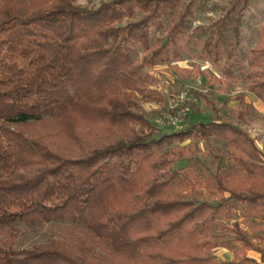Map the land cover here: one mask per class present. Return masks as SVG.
Segmentation results:
<instances>
[{
    "label": "trees",
    "instance_id": "trees-1",
    "mask_svg": "<svg viewBox=\"0 0 264 264\" xmlns=\"http://www.w3.org/2000/svg\"><path fill=\"white\" fill-rule=\"evenodd\" d=\"M77 1L0 0V229L17 239L16 225L63 221L88 236L0 243V264H257L247 251L264 264V236L249 237L238 222L221 225L228 263L212 256L219 245L207 236L236 207L244 225L264 223V159L254 141L219 120L204 96L216 119L168 133L141 106L165 105L145 70L183 52L237 82L249 0H236L199 43L203 28L189 31L186 21L192 0ZM246 65L247 90L264 106V25ZM212 141L223 147L210 149V163L183 157ZM202 188L222 198L209 202Z\"/></svg>",
    "mask_w": 264,
    "mask_h": 264
},
{
    "label": "rangeland",
    "instance_id": "rangeland-1",
    "mask_svg": "<svg viewBox=\"0 0 264 264\" xmlns=\"http://www.w3.org/2000/svg\"><path fill=\"white\" fill-rule=\"evenodd\" d=\"M108 1L110 0H78L77 4L81 7H97L100 3ZM235 2L236 0H192V15L187 17L186 21L189 31H193L197 27L203 28L195 34L198 43L207 36L208 30L213 28V23L222 17L226 10ZM187 3L188 1H183L181 5ZM178 9L179 7L170 11V14L177 12ZM162 24L163 27L167 26L168 16H164ZM263 25L264 0H249L243 12L239 29V44L236 47L237 59L241 62V68L235 72L237 82L224 80L219 68L210 65L203 59L193 58L184 52L182 53V61L146 69L145 71L152 77V89L161 94L165 100V105H157L155 103L141 104L142 109L147 114V119L161 133H168L172 129L180 130L192 123L211 122L216 117L212 114L210 107L199 98L204 96L213 102L215 108L219 111L217 118L239 127L247 133L264 159V106L248 92L247 83L243 77L248 72L247 58L259 42L260 28ZM163 34V31L152 28L153 38L163 36ZM226 34L229 40L233 41L229 29L226 30ZM192 53H196V49L192 50ZM140 55L141 52L138 50L137 57ZM177 69L184 72H178ZM213 77L218 80L213 81ZM185 91L192 99V102L182 104L178 97L180 93ZM175 118L178 119L176 126L168 124L169 120H174ZM159 119H162L161 123ZM187 144L188 142L181 145V147ZM214 145L223 147V144H216L214 141L209 144L201 142L198 145V151L194 154L188 149H183L182 154L186 159L200 158L210 163L212 160L210 149L212 151ZM214 164L216 168L221 166V162L217 160H215ZM186 165L187 162H181L178 167ZM201 191L204 199L209 202L217 203L222 198L221 195L214 191L208 192L204 188ZM227 196L228 194L223 195V197ZM240 211L241 207H236L229 214L222 212L219 221L215 223V226L207 234L212 241L219 245V247L212 250L211 254L220 263H228L233 259V253L225 248L228 247L227 242L231 237L228 234V230L221 229V225L230 227L234 222H238L249 237L264 236V223L256 220L244 225L240 217ZM16 227L19 230L17 239L9 238L7 233L0 229V243L10 244L14 242L16 247L28 248L54 237H69L71 239L79 237L83 239L88 236L86 232L76 231L70 224L63 221H52L49 224L36 227L24 225H16ZM253 242L257 243L258 241L254 239ZM229 247L233 248V245L230 244ZM94 249L98 252L97 248ZM250 252L258 254L255 251H247L246 256L250 259H253L248 256ZM253 260L256 262L255 259Z\"/></svg>",
    "mask_w": 264,
    "mask_h": 264
},
{
    "label": "built area",
    "instance_id": "built-area-1",
    "mask_svg": "<svg viewBox=\"0 0 264 264\" xmlns=\"http://www.w3.org/2000/svg\"><path fill=\"white\" fill-rule=\"evenodd\" d=\"M179 100L182 104H185V103H189V102H192V99L189 97V95L185 92H182L180 93L179 95ZM159 122L161 123L162 122V119H159ZM177 122H178V119L175 118L174 120H169L168 121V124H171L172 126H176L177 125Z\"/></svg>",
    "mask_w": 264,
    "mask_h": 264
},
{
    "label": "crops",
    "instance_id": "crops-1",
    "mask_svg": "<svg viewBox=\"0 0 264 264\" xmlns=\"http://www.w3.org/2000/svg\"><path fill=\"white\" fill-rule=\"evenodd\" d=\"M248 256L251 257V258H253V259H255L256 262H258V264H261V263L259 262V261H260V257H259L258 254L250 252V253H248Z\"/></svg>",
    "mask_w": 264,
    "mask_h": 264
}]
</instances>
